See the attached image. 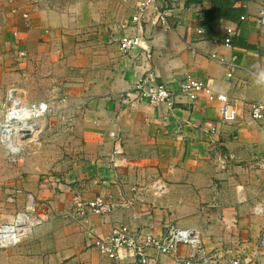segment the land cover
Segmentation results:
<instances>
[{
    "label": "crops",
    "instance_id": "obj_1",
    "mask_svg": "<svg viewBox=\"0 0 264 264\" xmlns=\"http://www.w3.org/2000/svg\"><path fill=\"white\" fill-rule=\"evenodd\" d=\"M142 1L0 0V102L10 87L31 103L46 88L47 102L63 109L60 121L51 120L61 124L58 137L68 142L73 156L61 182L34 173L21 177L18 170V179L1 181L3 196L26 198L27 204L32 199L52 220L50 208L59 199L102 197L112 207L102 216L65 212L63 233L48 225L43 258L39 235L44 231L36 230L34 258L26 264H131L139 259L129 249L119 250L115 261L94 242L117 225L159 236L168 222L198 232L207 264H232L237 258L240 264H264V254L252 256L264 231V217L254 212V205L264 201V119L253 121L248 107L264 100V23H259L264 0L234 2L241 12L232 23L211 19L210 0H159L165 17L155 21L150 10L141 46L122 53L120 37L139 32L132 16ZM206 28L211 33H197ZM229 28L232 46L223 42ZM212 55L236 56L239 68L228 78ZM147 72L174 91L184 80L205 82L237 104L238 121L221 122L219 102L207 94L194 102L178 95L171 110L135 94L126 97ZM153 179L166 185L165 195L125 208L133 189ZM0 206L13 212L3 202ZM21 249L18 244L13 252ZM9 253L2 252L3 264ZM86 255L92 258L83 259ZM187 255V248L174 255L148 252L152 264H181ZM18 256L12 263H23Z\"/></svg>",
    "mask_w": 264,
    "mask_h": 264
},
{
    "label": "built area",
    "instance_id": "obj_2",
    "mask_svg": "<svg viewBox=\"0 0 264 264\" xmlns=\"http://www.w3.org/2000/svg\"><path fill=\"white\" fill-rule=\"evenodd\" d=\"M150 10L156 13L155 21L165 17V11L161 10L159 0H143L132 16L133 25L139 28V32L135 31L134 34H124L120 37L119 50L122 53H129L141 46L142 23L146 21ZM242 19L244 18L242 17ZM259 23H264V12L261 13ZM121 27L123 30H127L126 24H122ZM197 33L204 34L205 32L203 29H198ZM226 33L228 38L224 43L226 46H232L229 36L232 35L233 29H227ZM19 55L25 56L24 52H20ZM210 58L217 60L225 67L228 78H231L239 68L236 56L230 60L215 55L210 56ZM131 94H135L140 101L155 107L164 105L169 110L173 109L178 95L194 102L201 94H207L219 102L221 122L234 124L240 116L239 107L235 102L225 94H216L203 81L191 79L181 81L174 91L171 87L159 83L151 72H147L126 93V97ZM248 107L253 121L261 122L264 119V100L252 102ZM48 112L49 109L46 104L25 103L19 90L16 87H10L5 101L0 104V146L3 147L5 153L10 156L17 155L20 152V142L25 140L26 136H28L26 139H33L37 135L38 131L35 130L36 125H38L36 119L45 116ZM26 125H29L28 129ZM211 131L215 132V128L212 127ZM116 155H118V149L114 151V156ZM166 190L167 187L161 180H150L146 185L135 187L133 197H128L123 205L125 208L135 209L137 205H144L148 196L161 197L165 195ZM73 203L74 213L80 217H85L88 213L102 216L112 209L102 197H96L90 201H82L79 197H74ZM254 212L264 217V204L254 207ZM32 224V216L27 213L16 215L11 223H1L0 248L14 246L18 236L29 233ZM94 247L102 255L115 261L119 258V250L129 249L139 259L131 264H152L148 257V252L151 249L155 250L158 255H174L181 248H187L188 255L182 259L181 264H207L208 260L204 254L203 242L198 232L181 228L172 222L163 225V231L159 236L147 232L132 231L126 225H117L108 235L97 239L94 242ZM261 254H264V231L258 240V247L252 252V256L257 259ZM240 263V258L232 262V264Z\"/></svg>",
    "mask_w": 264,
    "mask_h": 264
},
{
    "label": "rangeland",
    "instance_id": "obj_3",
    "mask_svg": "<svg viewBox=\"0 0 264 264\" xmlns=\"http://www.w3.org/2000/svg\"><path fill=\"white\" fill-rule=\"evenodd\" d=\"M58 92L53 99L55 102H57L59 99L57 97ZM48 94L49 92L46 90V88L41 89V98L38 102H35L46 104L49 109V112L45 116L36 119V122L38 124L36 125V132L38 131L37 135L33 139L31 138L22 140L19 145L20 152L17 155H8L7 153H5L3 147L0 146V185L2 180L4 181L8 179H18V175L16 174L18 170L21 177H27L30 174L32 176V174L34 173L36 176H41L43 179L58 178L59 182L63 180L62 178L65 177L67 173H70V170L72 169L70 162H72L73 160V156L72 154H70V146L66 144L68 143L66 140H62L58 137V131L61 128V124L55 123L51 120L52 117H55V119L60 121V116L63 115V109L55 110V107L47 102L48 98H46V95ZM42 95L45 97H43ZM23 96L22 98L24 99ZM4 101H1L0 104H2ZM61 101L62 97L60 98L59 102L61 103ZM24 102L31 103L27 102L26 100H24ZM38 157H40L39 160L37 159ZM2 192L3 190L0 186V203L3 202L4 206L6 207L8 205V208L13 212H6L7 209L2 210L0 206V224L11 223L12 221H14L16 215L26 213L32 216L33 224L29 229V233L17 237L16 244H20L23 246V249L19 250V253L17 252L19 256L13 252L14 248L17 245L9 248H0V264H3L1 261L2 252H10L8 262L4 264H15L14 262L12 263L11 259H16L17 256L22 259V264H26L28 260H33V255L35 253H33L32 236L33 233L36 232V230H41L40 232L44 231V233L42 232L39 235V238L44 240L42 242L43 246L40 247V257L43 258L46 254H48V250H45V246L48 248V225L55 224L54 227L50 228L56 230L57 232L63 233V214L65 212H73V202L67 200V203L66 201H60L59 199L50 208V212H53L55 217L54 220H52L51 218L45 217L46 213H44L43 207L38 208L34 200H28V204L26 198L24 200L23 198H20L19 200H17V198H14L13 200L7 201V197L3 196ZM260 204H264V201L258 202L254 205V207ZM46 209L48 210V208ZM72 234L73 240L76 241L77 237H75V235L78 236V231L74 229ZM61 240L62 237L57 238L58 243ZM82 258L88 259L92 257L86 255V257Z\"/></svg>",
    "mask_w": 264,
    "mask_h": 264
},
{
    "label": "trees",
    "instance_id": "obj_4",
    "mask_svg": "<svg viewBox=\"0 0 264 264\" xmlns=\"http://www.w3.org/2000/svg\"><path fill=\"white\" fill-rule=\"evenodd\" d=\"M202 0H188V3H196ZM239 0H210L212 5V12L209 13L211 19H225L228 22H235L240 14V10L234 7V2ZM205 23V21H203ZM205 33H211V28L204 29ZM223 42H225L226 38H228L227 33L223 36ZM231 39V43L235 39L233 36H229Z\"/></svg>",
    "mask_w": 264,
    "mask_h": 264
},
{
    "label": "water",
    "instance_id": "obj_5",
    "mask_svg": "<svg viewBox=\"0 0 264 264\" xmlns=\"http://www.w3.org/2000/svg\"><path fill=\"white\" fill-rule=\"evenodd\" d=\"M26 128L28 129V128H29V125H26ZM26 138H28V136H26ZM26 138H25V139H26Z\"/></svg>",
    "mask_w": 264,
    "mask_h": 264
},
{
    "label": "bare ground",
    "instance_id": "obj_6",
    "mask_svg": "<svg viewBox=\"0 0 264 264\" xmlns=\"http://www.w3.org/2000/svg\"><path fill=\"white\" fill-rule=\"evenodd\" d=\"M37 129V126L35 127V130Z\"/></svg>",
    "mask_w": 264,
    "mask_h": 264
}]
</instances>
